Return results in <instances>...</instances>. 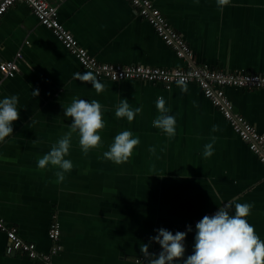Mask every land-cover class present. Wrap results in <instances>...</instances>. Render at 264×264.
Returning a JSON list of instances; mask_svg holds the SVG:
<instances>
[{
    "label": "crops",
    "instance_id": "1",
    "mask_svg": "<svg viewBox=\"0 0 264 264\" xmlns=\"http://www.w3.org/2000/svg\"><path fill=\"white\" fill-rule=\"evenodd\" d=\"M49 2L57 5L60 20L80 45L102 62L264 73V0H231L222 12L217 0H154L189 43V57H179L130 0ZM18 52L23 59L16 75L2 78L0 73V100L17 95L20 113L13 133L0 142V214L43 251L56 244L48 232L57 220L61 249L53 257L55 264H147L140 251L143 244L150 253L161 251L150 241L155 229L175 234L191 225L186 258L193 251L195 224L233 201L254 203L246 219L264 240V167L199 84L187 83L184 93L177 84L166 88L140 79L97 78L105 85L97 94L90 82L75 78L89 70L23 1L0 18V62ZM36 89L38 96L32 92ZM225 91L234 110L263 132L264 88L227 86ZM158 97L177 121L171 140L152 123L159 115ZM74 99L99 101L105 126L98 133L100 145L87 156L78 132L72 134L65 159L73 169L59 182L58 167L41 169L37 162L71 131L72 118L64 112ZM121 99L133 109L142 106L132 122L115 117ZM213 125L221 130L212 132ZM125 130L140 143L126 163L115 164L103 153ZM213 136L214 153L205 158L204 146ZM6 245L0 231V264H43L21 251L7 253Z\"/></svg>",
    "mask_w": 264,
    "mask_h": 264
},
{
    "label": "clouds",
    "instance_id": "2",
    "mask_svg": "<svg viewBox=\"0 0 264 264\" xmlns=\"http://www.w3.org/2000/svg\"><path fill=\"white\" fill-rule=\"evenodd\" d=\"M198 2V0H197ZM231 0H217V8L223 11L224 7L230 4ZM75 78L80 82H90L97 94L105 89L91 71L83 74L76 73ZM181 92L187 93V80L180 77L176 80ZM33 92L34 96L39 95V90ZM19 98L17 95L5 97L0 100V142H4L5 137L13 133V122L19 119L20 113L17 108ZM193 105L198 107V103L193 101ZM156 108L159 115L153 120V126L162 130L169 140L176 135V118L170 115V108L166 107L163 97L156 100ZM142 112V106L133 109L127 99H121L115 111L116 118H127L129 122ZM65 116L72 118L71 131L53 144L51 150L38 159L37 167L45 168L49 164L58 167L60 171L55 173L59 182L65 179V173L71 172L73 163L65 157L69 154L71 146V136L78 132L79 144L85 156L91 149L97 148L101 143L99 130L105 124L103 120L102 105L93 99L90 102L85 99H74L70 106L65 109ZM219 125H213L211 131H220ZM216 137H212L210 143L205 144L203 156L209 158L214 153L213 145ZM36 141H33L35 144ZM139 137L133 138L131 131L125 130L114 137V142L109 150L103 153L105 159L115 164L126 163L132 156L133 149L139 145ZM151 153H155L154 147L149 148ZM234 204V214H230V209ZM254 203L230 202L220 207L214 215L203 216L195 224V237L192 254L185 258V239L187 232L192 231L191 225L186 226L187 231L173 232L161 227L155 229L157 235L150 237L161 246V251L149 252V245L143 244L140 251L147 264H264V240L256 234L255 227L251 225L246 217L251 214Z\"/></svg>",
    "mask_w": 264,
    "mask_h": 264
},
{
    "label": "built area",
    "instance_id": "3",
    "mask_svg": "<svg viewBox=\"0 0 264 264\" xmlns=\"http://www.w3.org/2000/svg\"><path fill=\"white\" fill-rule=\"evenodd\" d=\"M18 1L28 4L40 23L51 30L64 47L78 59L80 64L99 79L111 81L140 79L161 83L169 88L171 85L176 84L178 78L184 77L187 83L196 82L199 84L205 96L230 121L234 131L248 144L250 150L258 156L264 167V131L259 132L249 120L234 110V104L225 91L227 86L264 88V73L233 72L211 68L208 65L163 68L145 64L102 62L80 45L78 39L60 20L57 5L50 3L49 0H0V18ZM130 2L141 17L153 25L166 44L171 46L179 57L192 56L193 51L189 43L181 33L165 20L162 11L157 7L154 0H130ZM20 59H23V55L18 52L14 59L0 62L2 78H12L16 75L19 70L18 60ZM0 231L7 238V253L21 251L31 259H41L43 264H55L53 257L61 249L59 244L61 225L57 220H53L50 224L48 235L56 244L49 251L39 250L35 242L24 240L20 236L17 226L10 225L1 214ZM184 231L186 232L187 229ZM142 260L143 258L140 257L136 261L139 263Z\"/></svg>",
    "mask_w": 264,
    "mask_h": 264
},
{
    "label": "water",
    "instance_id": "4",
    "mask_svg": "<svg viewBox=\"0 0 264 264\" xmlns=\"http://www.w3.org/2000/svg\"><path fill=\"white\" fill-rule=\"evenodd\" d=\"M12 253H15V251H13Z\"/></svg>",
    "mask_w": 264,
    "mask_h": 264
}]
</instances>
